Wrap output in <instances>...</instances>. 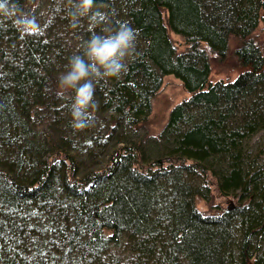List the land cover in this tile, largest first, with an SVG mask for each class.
<instances>
[{"label":"trees","instance_id":"1","mask_svg":"<svg viewBox=\"0 0 264 264\" xmlns=\"http://www.w3.org/2000/svg\"><path fill=\"white\" fill-rule=\"evenodd\" d=\"M13 2L42 30L0 18V264H264V0H95L108 19L92 31L70 22L75 0ZM121 23L137 33L127 69L95 82L74 132L58 77ZM230 35L243 70L211 80L206 47L224 56ZM166 74L189 96L153 134Z\"/></svg>","mask_w":264,"mask_h":264},{"label":"clouds","instance_id":"2","mask_svg":"<svg viewBox=\"0 0 264 264\" xmlns=\"http://www.w3.org/2000/svg\"><path fill=\"white\" fill-rule=\"evenodd\" d=\"M94 4L95 0H75L69 12L73 27L87 18L89 31H92L98 24L107 21L106 13L93 11ZM0 18L11 20L21 36L35 35L42 30L35 16L23 12L13 0H0ZM104 33H94L85 41L82 54L70 57L67 70L58 77L63 91L74 92L69 108L70 126L74 132L92 126V111L98 107L94 99L95 82L119 77L126 71L125 61L136 47L137 33L128 23H121L115 30L105 29Z\"/></svg>","mask_w":264,"mask_h":264},{"label":"rangeland","instance_id":"3","mask_svg":"<svg viewBox=\"0 0 264 264\" xmlns=\"http://www.w3.org/2000/svg\"><path fill=\"white\" fill-rule=\"evenodd\" d=\"M170 35L175 41L178 50H182L186 47L184 39L180 35L175 33H171ZM252 36L261 50H264V25L262 22H260L256 27L252 33ZM238 43L239 40L237 37L230 35L228 47L224 56H221L218 51L211 50L206 47L211 65V80H216L218 78H222L223 80H232L238 75L240 71L243 70V66L240 65L235 52ZM203 45L205 46L206 44L203 42ZM188 96V91L184 88L179 78L173 74L164 75L162 78V83L152 100L151 112L148 117V126L150 132L157 134L165 124L172 106ZM214 194L215 195L212 205L218 204L219 208L212 206L210 207L209 203L201 198L197 199V207L203 211L212 212L217 208L225 209L229 205V200L219 196L215 190Z\"/></svg>","mask_w":264,"mask_h":264}]
</instances>
